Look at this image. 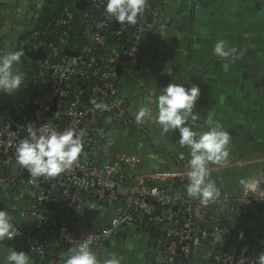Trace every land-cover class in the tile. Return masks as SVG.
Here are the masks:
<instances>
[{"label":"built area","instance_id":"obj_1","mask_svg":"<svg viewBox=\"0 0 264 264\" xmlns=\"http://www.w3.org/2000/svg\"><path fill=\"white\" fill-rule=\"evenodd\" d=\"M85 1L80 14L62 3L34 31L26 46L47 58L29 67L20 102L11 105L0 94V210L13 206L22 250L47 264H62L61 255L80 242L87 240L97 256L121 228L145 225L155 230L164 264H198L197 251L205 247L210 253L203 264H255L264 251V237L248 234L235 210L242 203L263 201L264 191L224 193L202 205L187 196V167L178 160L174 169L145 175L136 174L141 164L136 156L101 161L109 132L130 128L147 134L126 115L117 81L132 73L147 32L162 24L155 0H149L135 25L107 16L104 0ZM93 101L106 107L97 109ZM44 124L57 131H82L83 151L58 177L34 181L26 171L17 172L15 147L27 136L26 125ZM17 201H23L22 208ZM103 211L110 214L106 226L75 230L83 213ZM27 216L34 219L31 229L22 225Z\"/></svg>","mask_w":264,"mask_h":264},{"label":"crops","instance_id":"obj_2","mask_svg":"<svg viewBox=\"0 0 264 264\" xmlns=\"http://www.w3.org/2000/svg\"><path fill=\"white\" fill-rule=\"evenodd\" d=\"M51 1L0 0V55L26 46L40 21L63 3L57 0L45 15ZM155 1L162 27L147 39L152 45L143 49L132 73L120 75L117 81L124 111L135 120L141 105L155 109L156 98L168 83L198 85L201 95L194 109L198 119L193 130L207 131L211 121L230 133L227 163L208 167L220 193L235 195L242 190L239 179L264 175V0ZM219 40L236 48L234 56L223 59L213 54ZM1 95L10 102L11 95ZM140 125L147 134L130 128L109 132L111 147L101 152V161L136 156L141 160L137 175L174 169L176 160L187 167L189 150L177 143L178 133L162 135L160 127L147 120ZM235 216L248 234L264 237V201L240 204ZM109 218L108 211L85 212L74 228L100 229ZM3 245L21 251L22 239L17 236ZM209 253L208 247L198 250V264L207 261ZM5 254L0 247V260ZM112 254L120 264H164L155 230L140 226L121 228L97 259L103 264ZM67 255H61L62 264ZM29 256L31 264H47L43 258Z\"/></svg>","mask_w":264,"mask_h":264},{"label":"clouds","instance_id":"obj_3","mask_svg":"<svg viewBox=\"0 0 264 264\" xmlns=\"http://www.w3.org/2000/svg\"><path fill=\"white\" fill-rule=\"evenodd\" d=\"M149 0H104V12L118 24L135 25L138 16L143 14ZM236 48H228L225 41L215 43L213 54L227 59L234 56ZM25 56L22 48H15L0 55V94L11 95L18 91L24 82V73L19 65ZM201 95L200 87L192 84L168 83L156 98L155 109L141 105L135 114L137 125L145 120L155 122L160 127L161 134L178 133L177 143L181 148L187 147L189 159L186 175L189 183L186 193L190 199H199L202 205L215 202L220 197V189L215 181L210 179L209 164L224 165L229 158L231 135L217 122L207 131H194V122L198 119L194 111L196 102ZM95 108L104 109L103 103H95ZM190 121L192 123H190ZM27 136L21 138L15 147L17 172L26 171L35 181L38 178H54L69 170L83 151L82 131L67 128L57 131L47 125L34 127L26 125ZM264 180L252 177L239 179L241 189L247 192L264 191L260 185ZM13 206L0 210V247L5 255L0 264H31V258L23 250L17 251L13 247H4L5 240L12 241L20 233L11 218ZM63 264H100L96 254L91 251L87 240L69 249ZM103 264H120L115 254L105 259ZM255 264H264V251L259 253Z\"/></svg>","mask_w":264,"mask_h":264},{"label":"water","instance_id":"obj_4","mask_svg":"<svg viewBox=\"0 0 264 264\" xmlns=\"http://www.w3.org/2000/svg\"><path fill=\"white\" fill-rule=\"evenodd\" d=\"M65 0H61V2H64ZM88 2L85 0H79V1H74L72 2V8L75 10L76 14H80L82 12V10L87 6ZM148 20H150V17H148ZM147 34L150 36L153 34V31H148ZM150 45H152V41L151 40H147L144 42V48H149ZM25 51V58L27 59V61L29 63H34L36 60H41V59H46L47 55L45 53H43L42 51H36V52H32L28 49L27 46H23L22 48ZM66 54H68V51H65ZM140 57V54L137 55V58ZM134 68V66H133ZM124 108V106H123ZM2 175V171H0V176ZM184 189H186V185H184ZM22 225L24 228L27 229H31L34 226V219L32 217H25ZM145 225H140V228H145ZM214 225L210 224L208 225V229L209 230H213ZM150 231H153V228H150ZM217 237H219L218 234H216ZM210 247H213V245L211 244Z\"/></svg>","mask_w":264,"mask_h":264},{"label":"rangeland","instance_id":"obj_5","mask_svg":"<svg viewBox=\"0 0 264 264\" xmlns=\"http://www.w3.org/2000/svg\"><path fill=\"white\" fill-rule=\"evenodd\" d=\"M21 60H22V63L19 65V67H20V70L24 73V82H23V85H24L26 82V76L28 74L27 71L29 70L30 63L27 61V59L25 57H22ZM20 93H21V88L18 91L11 94V98H10V104L11 105H16L20 102ZM107 135H109V134H107ZM107 135H106V141L108 142L107 147L110 148L111 147V140L109 139V136H107ZM263 201H259V204H261V202H263ZM14 204L16 206H18L19 208L23 207V201H17Z\"/></svg>","mask_w":264,"mask_h":264},{"label":"trees","instance_id":"obj_6","mask_svg":"<svg viewBox=\"0 0 264 264\" xmlns=\"http://www.w3.org/2000/svg\"><path fill=\"white\" fill-rule=\"evenodd\" d=\"M75 0H65L63 3H70V4H72V2H74ZM55 2H57V0H52L51 2H50V4H48V8H46V10H45V15H46V13L52 8V6L55 4ZM44 20H45V17L40 21V23H39V25L38 26H41L43 23H44ZM28 40H30V39H28ZM137 61H138V59H137ZM33 63H30V66L29 67H31V65H32Z\"/></svg>","mask_w":264,"mask_h":264}]
</instances>
